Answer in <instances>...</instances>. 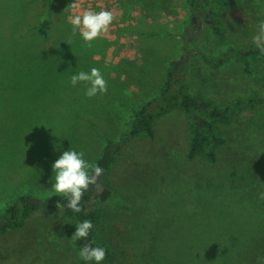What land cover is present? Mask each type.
Listing matches in <instances>:
<instances>
[{
    "label": "rangeland",
    "instance_id": "rangeland-1",
    "mask_svg": "<svg viewBox=\"0 0 264 264\" xmlns=\"http://www.w3.org/2000/svg\"><path fill=\"white\" fill-rule=\"evenodd\" d=\"M54 1L0 0V205L27 193L52 199L22 226L0 231V264H82L71 239L78 222L57 208L52 165L69 149L97 165L108 141L122 142L124 159L119 154L104 174L110 199L98 197L104 189L90 200L101 211L100 242L115 250L101 264H264L262 101L241 104L218 123L224 142L215 161L204 153L189 157L192 122L181 108L156 116L153 139L146 132L125 136V118L152 95L148 102L160 98L173 61L195 97L219 104L264 97V56L250 58L249 69L235 56L220 65L207 59L255 44L264 0H202L203 13H189L184 23L176 10L190 7L187 0H176L174 9L164 0L156 16L135 0V13L123 15L135 62L110 67L93 58L100 43L89 47L79 31L72 34L69 17L80 12L68 7L74 0ZM107 1L80 0V7ZM191 19L203 33L185 45ZM93 67L123 70L126 78L107 75V93L89 98L88 85L72 86L70 78Z\"/></svg>",
    "mask_w": 264,
    "mask_h": 264
},
{
    "label": "trees",
    "instance_id": "trees-1",
    "mask_svg": "<svg viewBox=\"0 0 264 264\" xmlns=\"http://www.w3.org/2000/svg\"><path fill=\"white\" fill-rule=\"evenodd\" d=\"M202 0H190L193 12L195 14L202 12ZM214 16L213 24H216ZM212 24V26H214ZM46 28V22L43 32ZM215 28V26H214ZM218 36H222L223 33L216 28L214 29ZM239 58L247 69L250 67V58L255 56H264V52H261L256 44L248 45L238 48L229 49L223 55L217 59L208 57L207 59L214 61V65H220L230 57ZM173 68L168 71L165 84L163 85L160 93V98L142 105L139 109L134 110L133 116L129 122V128L125 136L136 135L139 132H146L150 136L154 135L153 122L159 114L170 111L173 108H181L185 110L191 119V132L189 143V157H195L202 153L206 154L208 158L215 161V148L224 142V138L219 132L218 123L230 119L236 107H240L241 104L247 106H254L257 101L264 103V97L257 98L256 95L250 97H240L234 102L228 104H219L214 99L210 98H198L186 91V83L183 76L176 74V61L171 63ZM122 142L108 141L103 154L97 160V166H102L106 171L110 170L112 165L118 160V155L122 151ZM106 186V184H105ZM93 194V186H90L88 191L85 192L80 206L82 211L77 213L65 206L66 213L69 216H73L78 223L84 220H91L94 227L90 230L87 239L77 240L76 243L79 247L90 244L92 247H103L106 249L107 259L113 258L115 250H112L108 246L101 244L98 237V224L101 219V211L98 207H93L90 204L91 195ZM112 195L111 190L106 187L105 190L98 196L102 201L109 200ZM35 196L32 193L23 194L8 204V206L0 213V218L3 219L0 223V231L9 227L15 228L22 226L25 219L36 209L40 204L34 202ZM52 199H48V203ZM68 199H64V203H67ZM82 264H94V261L83 260Z\"/></svg>",
    "mask_w": 264,
    "mask_h": 264
},
{
    "label": "clouds",
    "instance_id": "clouds-1",
    "mask_svg": "<svg viewBox=\"0 0 264 264\" xmlns=\"http://www.w3.org/2000/svg\"><path fill=\"white\" fill-rule=\"evenodd\" d=\"M68 7L73 10L79 9L80 0H74ZM114 19L115 16L112 11L102 10L96 12L89 8L71 15L69 23L72 25V34L75 35L79 31L84 41L91 47V42L102 33H106ZM253 41L259 50L264 52V21L259 23L258 32L253 37ZM70 80L72 86L85 82L88 85L85 95L89 98L97 94H105L108 90L106 79L100 69L95 67L90 72L80 71L78 74L72 75ZM84 157L85 153L83 151L77 152L69 149L64 151L52 165L55 173V183L52 188L55 193L67 198V207L77 213L82 211L80 201L85 192L88 191L90 186L99 187L103 175V170L99 166L90 163ZM260 198L264 199V193L260 194ZM64 207V203L57 201L58 209ZM93 227L92 221L87 219L76 224V230L71 239L73 241L87 239ZM79 256L85 261H95L96 264H101L106 257V249L92 247L90 244L84 245L79 251Z\"/></svg>",
    "mask_w": 264,
    "mask_h": 264
},
{
    "label": "crops",
    "instance_id": "crops-1",
    "mask_svg": "<svg viewBox=\"0 0 264 264\" xmlns=\"http://www.w3.org/2000/svg\"><path fill=\"white\" fill-rule=\"evenodd\" d=\"M163 1L164 0H155V1L154 0H144L142 2L141 6L143 7V10L145 11L146 14H148L149 16H156L162 10ZM187 1L190 3V0H187ZM54 2L52 4L53 6H54ZM164 2H166V1H164ZM106 3H107V5H104V6H92V7H89V8H91L92 10H94L96 12H99V10L100 11H102V10L112 11L114 16H115V19L113 20V22L109 26L108 31L106 33H102L97 39L92 41L93 43L95 41H96V43H100V47L97 46L96 44L93 45L94 48L99 51L97 53L95 52L93 58H95V59H97L99 61L102 60L103 61V65L109 66V67L110 66H120L122 63H123V65H125V64H127L129 62H135V60H134L135 53H134V49H133L134 44H132V43L129 44L128 43L130 41L127 40V37H126L127 33L125 35H123L124 31H125V28H123V25L125 23L123 21V15L126 16V18H127V17H130L131 15H133L135 13V10H136L134 8L135 0H109ZM166 3H169L168 4V8H170V9L171 8H173V9L177 8L175 6L176 0H167ZM59 4H60V2H59ZM89 4L91 5V3H89ZM176 5H177V3H176ZM189 5H190V7L188 5H184L186 9H183L181 11H180L179 8L176 10V12H181L182 13V16H180V14H179V16H177L180 19L179 23H184L189 18V15H190L189 13H191V14L193 13V8L191 6V3ZM84 10H87V9L81 8V7L79 8L80 12H82ZM162 12H164V11H162ZM116 15H121V18H119V22H118V18L116 17ZM126 18H124V19H126ZM148 23H150V22H148ZM193 23L194 22H192V19H191L190 23L187 22V24H185L184 30L187 31L186 41L184 42L185 45L188 42H190L191 40H193V38L191 36H188L189 35L188 30H190V28H194V30H195L196 26H194ZM179 37L180 36H178V38ZM172 60L173 59H171L170 61H172ZM122 68H123V66H122ZM110 72H111L110 74L103 73V72H101V73H102V75L104 77H106L107 75H111L114 78L116 76H121L122 75V79L126 78V75L123 72V70L120 71V72H115V71H110ZM113 78H111V79H113ZM184 80H185V83H187L185 77H184ZM164 84H165V80H164L163 85ZM186 86H187V84H186ZM186 90H188V88H186ZM189 94H191V93H189ZM191 95H193V94H191ZM153 96H155V95H152V97ZM152 97H149V99L145 100L143 103L146 104L149 100L152 99ZM116 104H117V101L115 100V105ZM119 104H121V103H119ZM125 105H127V104L125 103ZM108 108H110V107H108ZM132 116H133L132 114L127 115V118H125V120L131 119ZM153 137H155V136L154 135L153 136L149 135V137L147 139H149V138L153 139ZM143 139H146V138H143ZM143 148L145 149V147H143ZM152 153H155V152H152ZM100 157H101V155L97 159H99ZM121 157H122V159H124L122 154H121ZM119 161L120 160L118 158V160H116L115 163H117V165H118ZM45 196L49 197L50 195H45ZM112 200L114 201V199H112ZM45 204H41V205H45ZM0 206H2V208H5V203L3 202ZM36 209H34V210H36ZM113 209H115V208H113Z\"/></svg>",
    "mask_w": 264,
    "mask_h": 264
},
{
    "label": "water",
    "instance_id": "water-1",
    "mask_svg": "<svg viewBox=\"0 0 264 264\" xmlns=\"http://www.w3.org/2000/svg\"><path fill=\"white\" fill-rule=\"evenodd\" d=\"M196 20V18L194 19ZM194 28H191L190 29V32L193 31ZM198 33H199V36H202V28H199L198 29ZM102 170H103V175L101 177V181H100V185L99 187L96 188V190L94 191V193L91 195V201L92 202H95V200L97 199V195L100 194L104 189H105V185L103 184V180H104V174L106 172V169L102 166H99ZM56 201L59 200L61 203L63 202V196L62 195H59V196H56ZM34 202L35 203H41V204H45L47 203V200H43V199H40V198H35L34 199ZM95 207V206H93ZM0 222H1V219H0Z\"/></svg>",
    "mask_w": 264,
    "mask_h": 264
},
{
    "label": "flooded vegetation",
    "instance_id": "flooded-vegetation-1",
    "mask_svg": "<svg viewBox=\"0 0 264 264\" xmlns=\"http://www.w3.org/2000/svg\"><path fill=\"white\" fill-rule=\"evenodd\" d=\"M195 22H196V20H195ZM195 22H194V24H193L194 26H196V27H195V30L193 29V31H191V32H190V30H188V33H189L188 36H190L191 34H193V35H195V34H199V33H198V29L201 28V26H200V23H195ZM190 29H191V28H190ZM96 188H97V186L93 185V193H94V191L96 190Z\"/></svg>",
    "mask_w": 264,
    "mask_h": 264
}]
</instances>
